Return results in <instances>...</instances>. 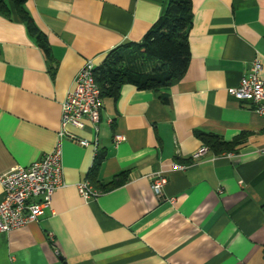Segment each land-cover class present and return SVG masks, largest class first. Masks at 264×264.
I'll return each instance as SVG.
<instances>
[{"label":"crops","instance_id":"1","mask_svg":"<svg viewBox=\"0 0 264 264\" xmlns=\"http://www.w3.org/2000/svg\"><path fill=\"white\" fill-rule=\"evenodd\" d=\"M166 1L27 0L51 60L9 3L10 16L0 14V174L53 148L84 62L98 66L140 42ZM188 43L178 82L159 92L124 84L116 100H102L97 133L89 123L67 127L91 144L64 138V186L36 222L0 232V264H264V117L229 93L255 59L264 79V0H192ZM198 131L233 150L194 157L204 146ZM115 135L124 139L115 144ZM98 151L100 184L118 185H94L101 194L85 201L77 184ZM154 172L167 177L162 196L150 187Z\"/></svg>","mask_w":264,"mask_h":264},{"label":"built area","instance_id":"2","mask_svg":"<svg viewBox=\"0 0 264 264\" xmlns=\"http://www.w3.org/2000/svg\"><path fill=\"white\" fill-rule=\"evenodd\" d=\"M96 67L92 60H86L77 72L72 88L61 102L60 128L53 148L28 166L16 165L0 174V232H10L36 222L43 210L50 207L54 191L64 186V138H70L82 146L91 144L87 139L70 135L67 127L83 128L89 123L94 132H98L102 98L94 78ZM260 70L261 64L255 59L247 73L241 77L239 85L230 88L229 93L238 100L248 102L256 113L264 117V79L259 77ZM123 139L121 135L114 136L115 144ZM93 147L94 150L97 149V136L94 138ZM207 151L208 148L202 146L194 157L204 155ZM261 152L264 153V148ZM173 167L185 170L188 165L174 164ZM149 178L153 193L162 196L167 177L162 172H154ZM77 190L85 201L95 199L101 194L88 180L79 182ZM170 200L173 201V198Z\"/></svg>","mask_w":264,"mask_h":264},{"label":"trees","instance_id":"3","mask_svg":"<svg viewBox=\"0 0 264 264\" xmlns=\"http://www.w3.org/2000/svg\"><path fill=\"white\" fill-rule=\"evenodd\" d=\"M27 0H0V14L10 16L12 3L28 32L35 38L45 56L51 60V50L44 33L36 25L26 9ZM192 25V0H167L163 14L144 34L140 42H127L104 57L94 71L95 81L102 100H116L124 84L134 85L140 90L159 92L162 88L178 82L185 74L190 62L188 33ZM164 104L167 97H161ZM197 136L204 146L214 154L233 150L230 142L219 136L198 131ZM105 153L98 151L88 171V181L107 191L118 184L113 180L101 185L98 174Z\"/></svg>","mask_w":264,"mask_h":264}]
</instances>
